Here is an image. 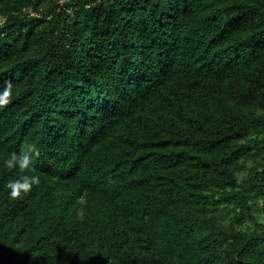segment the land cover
Returning a JSON list of instances; mask_svg holds the SVG:
<instances>
[{"label": "trees", "instance_id": "1", "mask_svg": "<svg viewBox=\"0 0 264 264\" xmlns=\"http://www.w3.org/2000/svg\"><path fill=\"white\" fill-rule=\"evenodd\" d=\"M7 81L0 264H264V0H0Z\"/></svg>", "mask_w": 264, "mask_h": 264}, {"label": "clouds", "instance_id": "2", "mask_svg": "<svg viewBox=\"0 0 264 264\" xmlns=\"http://www.w3.org/2000/svg\"><path fill=\"white\" fill-rule=\"evenodd\" d=\"M12 88L11 81H7L6 86L0 91V109L7 107L12 102ZM40 155V149L37 145L30 143L22 145L19 152L12 151L3 161L8 170L18 168L19 172L23 174L17 179H9L6 185L11 199H20L22 195L30 193L34 185L40 184L39 175L24 174L35 172V164Z\"/></svg>", "mask_w": 264, "mask_h": 264}, {"label": "rangeland", "instance_id": "3", "mask_svg": "<svg viewBox=\"0 0 264 264\" xmlns=\"http://www.w3.org/2000/svg\"><path fill=\"white\" fill-rule=\"evenodd\" d=\"M252 162H253V161L250 159V160L248 161V165H251ZM245 171H246V170L240 171L239 176H240L241 178L243 177V174L245 173ZM257 201H258V200H257ZM260 205H261V200L258 201V205H257V204L254 205V209L256 210V214H257V216H258V219H259L260 221H263V222H264V213H263V211H262Z\"/></svg>", "mask_w": 264, "mask_h": 264}]
</instances>
